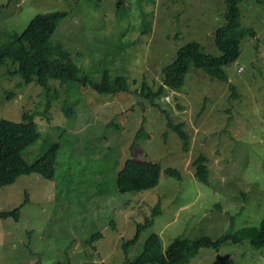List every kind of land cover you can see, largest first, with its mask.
I'll list each match as a JSON object with an SVG mask.
<instances>
[{
	"label": "rangeland",
	"instance_id": "374dc122",
	"mask_svg": "<svg viewBox=\"0 0 264 264\" xmlns=\"http://www.w3.org/2000/svg\"><path fill=\"white\" fill-rule=\"evenodd\" d=\"M119 1L0 0L1 42L36 13L63 10L51 39L69 50L79 75L94 81L104 71L110 78L124 75L129 87L99 93L76 81L49 79L44 116V87L9 73L10 61L0 67V119L22 121L27 111L41 133L24 149V159L33 162L50 142H59L53 181L30 173L0 186V211L21 205L17 221L0 218V264H123L143 250L152 232L165 251L176 237L216 239L259 226L264 217V0L238 4L240 24L252 27L256 37L247 34L238 57L224 67L236 94L228 83L191 67L180 89L164 87L154 100L158 106L139 94L141 84L156 90L163 67L188 41L219 55L214 31L225 2ZM161 109L182 123L190 136L188 151ZM143 117L149 137L131 147ZM200 154L207 157L206 181L195 175L193 160ZM130 157L159 164L156 186L118 190L117 171ZM167 167L180 176L166 174ZM147 218L152 223L125 252L123 243ZM99 231L91 245L84 243ZM217 254L236 264H264V245L248 239L225 241L217 250L201 247L186 264H221Z\"/></svg>",
	"mask_w": 264,
	"mask_h": 264
},
{
	"label": "trees",
	"instance_id": "16d2710c",
	"mask_svg": "<svg viewBox=\"0 0 264 264\" xmlns=\"http://www.w3.org/2000/svg\"><path fill=\"white\" fill-rule=\"evenodd\" d=\"M242 0H224L225 11L219 26L214 31V42L219 50V55H211L204 52L199 43L191 40L182 45L174 60L163 67V82L154 91L149 84L142 83L139 94L158 106L154 100L163 92L165 86L172 89H180L185 76L191 67L203 70L211 78L228 83L234 95L235 86L228 81L224 67L234 61L240 54L242 39L250 34L256 37V31L252 27L240 24L239 2ZM122 2L121 0L119 1ZM66 16L63 10L36 13L22 29L8 35V40L0 41V67L8 61L14 64L13 72L18 73L23 81H35L43 86L47 96L44 116L48 115L50 106L49 79H57L59 83L76 81L84 86L89 85L99 93L126 92L129 90L127 78L117 75L113 78L104 71L100 81L92 80L88 75H79V67L71 59L70 52L59 40H52L59 21ZM10 38V39H9ZM64 109V108H63ZM167 118V125L174 130L182 140V150L188 151L190 136L183 128L182 123H174L166 110L161 109ZM49 117V116H48ZM22 121L0 119V186L9 185L22 174L39 173L44 179L53 181L56 171V158L59 142H50L46 151L35 161L28 162L22 153L24 149L38 139L41 133L33 115L25 111ZM145 117L142 118L131 147L137 144L143 135L149 137L145 131ZM207 157L200 154L193 163L196 165L195 175L198 179L206 181L208 166ZM166 174L180 176L177 169L167 167ZM160 166L157 162L127 158L116 174V186L120 192L142 191L156 186L159 182ZM26 202L23 201V203ZM22 203V204H23ZM20 206L13 209L0 211V218H12L17 221L20 216ZM151 218H147L143 224L136 227L133 237L123 243L127 252L130 245L138 239L142 229L150 226ZM101 232H95L84 240L86 244L93 243ZM248 239L255 247L264 245V217L259 226H244L236 231H227L216 239L204 235L196 239H173L166 250H162L160 236L152 232L144 242L143 250L134 258H126L123 264H186L190 257L198 253L201 247L219 246L228 240L234 243ZM221 264H236L229 255L217 254Z\"/></svg>",
	"mask_w": 264,
	"mask_h": 264
},
{
	"label": "clouds",
	"instance_id": "9594fccd",
	"mask_svg": "<svg viewBox=\"0 0 264 264\" xmlns=\"http://www.w3.org/2000/svg\"><path fill=\"white\" fill-rule=\"evenodd\" d=\"M164 98H166V99H167V98H168V96H165V97H163V99H164Z\"/></svg>",
	"mask_w": 264,
	"mask_h": 264
},
{
	"label": "bare ground",
	"instance_id": "6f19581e",
	"mask_svg": "<svg viewBox=\"0 0 264 264\" xmlns=\"http://www.w3.org/2000/svg\"><path fill=\"white\" fill-rule=\"evenodd\" d=\"M159 87V86H158ZM155 91V90H154Z\"/></svg>",
	"mask_w": 264,
	"mask_h": 264
}]
</instances>
